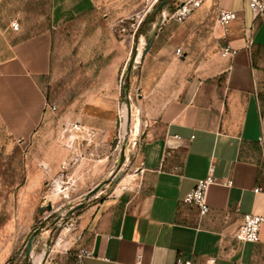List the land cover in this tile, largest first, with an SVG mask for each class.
<instances>
[{
    "label": "crops",
    "instance_id": "1",
    "mask_svg": "<svg viewBox=\"0 0 264 264\" xmlns=\"http://www.w3.org/2000/svg\"><path fill=\"white\" fill-rule=\"evenodd\" d=\"M149 1L0 0L1 161L25 145L31 163L48 168L42 180L61 167L64 129L100 147L114 135L121 74L135 40L146 41L160 19L130 21ZM221 9L237 13L225 28ZM225 45L237 54L222 57ZM143 59L137 88L125 92L134 142L116 161L130 172L84 213L81 238L51 264H264V224L256 243L235 238L244 215L264 216V16L253 17L247 0H203L183 21L165 18ZM75 70L77 91L55 122L52 83ZM211 169L218 180L201 215L183 199ZM0 243L5 264L7 243L21 241ZM80 248L92 255L80 260Z\"/></svg>",
    "mask_w": 264,
    "mask_h": 264
},
{
    "label": "rangeland",
    "instance_id": "2",
    "mask_svg": "<svg viewBox=\"0 0 264 264\" xmlns=\"http://www.w3.org/2000/svg\"><path fill=\"white\" fill-rule=\"evenodd\" d=\"M159 1L161 0H158L157 3ZM183 2L184 0H173L168 12H174ZM145 10L146 7L141 8L130 17V21L135 24L136 28L148 17H154L155 20L160 17V14L153 15L151 10L145 14ZM199 11H195L194 14H198ZM167 16L168 14L165 13L164 18ZM140 21L141 23H139ZM153 33L154 28H151L147 31L146 41L135 40L138 51L141 50V59L139 58L135 63L130 74L127 72L121 74L119 81L121 95L118 108H115L117 110L115 133L112 137L103 138L101 147L96 146L94 139L90 140L89 136L86 139V136L80 131L71 132L69 128L64 129L62 137L60 136L58 139L59 144L65 150L61 167L57 168L52 176L47 178L44 176L42 180L40 177L47 175L48 168L41 161L31 163L30 149L27 146L24 145L20 152L9 151L6 153V160L0 168V211L6 215L4 224L0 226V241L11 237L12 240L18 239L21 243H7L8 256L5 264H36V258L40 254H43V258L38 264H51L53 259H56L71 246L72 243L69 242L74 241L84 213L104 195L115 190L117 183L113 181V176L117 173L124 176L130 172L127 165L116 163L127 153L130 154L128 148L134 142V137L130 135L129 107L125 100V92L128 88L130 89L132 83H135L134 88H137L143 74L142 51L152 38ZM133 52L134 47L129 60ZM69 62L72 63L71 60H68L67 67L71 64ZM63 77L56 78L52 83L54 87L52 100L53 104L57 106L56 113L53 114L55 122L64 109L66 110L67 102L77 91L78 71H72L70 76ZM135 92L136 89H134L132 101H136ZM125 105L128 118L124 134L122 127L124 121L119 116L122 114V106ZM103 122L109 123L110 120ZM75 138L76 144L73 141ZM81 139H83V144L78 149L77 145ZM86 147L90 149L85 151V156L84 148ZM86 163L90 167L88 171L85 169ZM112 163L114 167L110 171L108 167ZM59 177L62 178L60 188L57 187L56 182ZM38 178L40 182L36 183ZM100 182H105V185L90 196L88 193ZM48 205H51L50 209H48ZM33 233L37 237L43 235L47 243H34V249L28 257L26 256L28 240ZM61 238V243H58Z\"/></svg>",
    "mask_w": 264,
    "mask_h": 264
},
{
    "label": "built area",
    "instance_id": "3",
    "mask_svg": "<svg viewBox=\"0 0 264 264\" xmlns=\"http://www.w3.org/2000/svg\"><path fill=\"white\" fill-rule=\"evenodd\" d=\"M203 0H184L182 4L172 13L168 14L167 18L175 19L178 21H183L194 8H196ZM158 2V0H151L148 2L145 10V14L151 10V8ZM249 8L252 12L253 17L264 16V0H247ZM237 18V13L232 9H221L217 21L222 27H227V25ZM142 21V20H141ZM141 21L139 23H141ZM13 29L17 30L19 27L18 22L12 23ZM181 48L176 49V53L180 54ZM238 50L231 47L230 45H225L221 49V56L224 58H231L237 54ZM52 111L57 110V106L54 104L48 105ZM127 106H122V111ZM123 118V115L120 114L119 118ZM64 136V135H63ZM176 138L180 136L176 135ZM259 142L264 146V133L259 137ZM179 166H176L175 169H178ZM217 178L213 175L212 169L210 173L203 179H199L195 187L186 194L183 201L186 204L195 205L199 208V213L201 215L206 214L210 210V205L207 203V191L213 183L217 182ZM227 185H231V181L225 182ZM255 192L260 191V187H256ZM264 224V216L255 215V214H246L243 217V220L235 232V238L243 242H252L256 243L260 239V230ZM81 238L80 234H77L74 240H79ZM92 255V251L80 248L78 252V257L81 260L84 256ZM264 259V255H263ZM178 264H182V260L179 258L177 260ZM216 257H209L205 264H215ZM184 264H193L191 261H186Z\"/></svg>",
    "mask_w": 264,
    "mask_h": 264
},
{
    "label": "water",
    "instance_id": "4",
    "mask_svg": "<svg viewBox=\"0 0 264 264\" xmlns=\"http://www.w3.org/2000/svg\"><path fill=\"white\" fill-rule=\"evenodd\" d=\"M171 1L172 0H161V1H159V3H157V5H155V7L153 6L151 8V12L153 15L160 14V19L157 23V30L159 29L160 25L162 24V22L165 19L164 18V9ZM150 19L153 20L154 17H151ZM157 30L153 33L152 38L147 42L144 50L142 51V57H144L145 54L148 52V50L151 48V46H152V44L156 38ZM137 56H138V47H137V45H135L134 52L132 54V57L129 60L128 67H127L128 73H130L132 71V69L134 68L135 63L137 62L136 61ZM119 177H120V173H117L116 175L113 176V181L116 182ZM104 185H105V182H100L88 194L91 196V195L97 193ZM50 208H51V205H48V209H50ZM35 238H36V234L33 233L28 240L27 251H26V256H28V257L31 255V253L34 249Z\"/></svg>",
    "mask_w": 264,
    "mask_h": 264
},
{
    "label": "bare ground",
    "instance_id": "5",
    "mask_svg": "<svg viewBox=\"0 0 264 264\" xmlns=\"http://www.w3.org/2000/svg\"><path fill=\"white\" fill-rule=\"evenodd\" d=\"M140 55H141V50L139 49L138 56H137V60H136L137 62H138V60L140 58ZM122 115H123V118H124V120H123L124 122H123V126L122 127H123V131H124V134H125L126 133L127 118H128V112H127V108L126 107L123 109ZM56 182H57V187L60 188L61 187V184H62V178L59 177L56 180ZM58 241H59L58 243H61L62 239H59ZM42 258H43V254H40L39 256H37V258H36V264L40 263V261L42 260Z\"/></svg>",
    "mask_w": 264,
    "mask_h": 264
},
{
    "label": "trees",
    "instance_id": "6",
    "mask_svg": "<svg viewBox=\"0 0 264 264\" xmlns=\"http://www.w3.org/2000/svg\"><path fill=\"white\" fill-rule=\"evenodd\" d=\"M15 153L20 152L19 149L14 150ZM4 165V162L0 159V168ZM6 219V215L3 211H0V226L4 224V221Z\"/></svg>",
    "mask_w": 264,
    "mask_h": 264
}]
</instances>
